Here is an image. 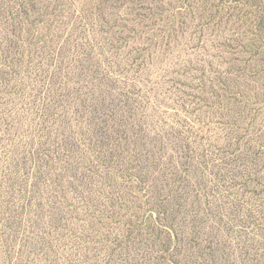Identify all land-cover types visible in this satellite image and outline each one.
<instances>
[{"label":"rangeland","instance_id":"rangeland-1","mask_svg":"<svg viewBox=\"0 0 264 264\" xmlns=\"http://www.w3.org/2000/svg\"><path fill=\"white\" fill-rule=\"evenodd\" d=\"M0 264H264V0H0Z\"/></svg>","mask_w":264,"mask_h":264}]
</instances>
